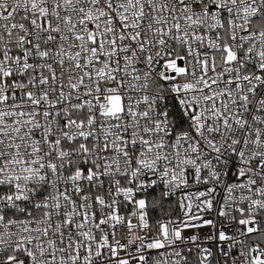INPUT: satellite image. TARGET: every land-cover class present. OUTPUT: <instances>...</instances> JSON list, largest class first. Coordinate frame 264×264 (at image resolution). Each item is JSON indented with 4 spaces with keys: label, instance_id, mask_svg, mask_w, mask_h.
Listing matches in <instances>:
<instances>
[{
    "label": "snow or ice",
    "instance_id": "1",
    "mask_svg": "<svg viewBox=\"0 0 264 264\" xmlns=\"http://www.w3.org/2000/svg\"><path fill=\"white\" fill-rule=\"evenodd\" d=\"M193 251L264 264V0H0V264Z\"/></svg>",
    "mask_w": 264,
    "mask_h": 264
},
{
    "label": "built area",
    "instance_id": "2",
    "mask_svg": "<svg viewBox=\"0 0 264 264\" xmlns=\"http://www.w3.org/2000/svg\"><path fill=\"white\" fill-rule=\"evenodd\" d=\"M152 195H157V193L156 192H153V193H151L150 194V196H149V199L151 200V197H152ZM169 203L170 202H166V209L169 207ZM131 210V206H129V211ZM151 207L149 208V215H150V222L155 226V224H156V221L158 220V219H166L167 218V216H163V217H155L154 216V214L151 212ZM122 212L124 211L123 209L121 210ZM133 223H136V221L135 220H133ZM125 231H126V229H125ZM201 231V233H203V232H206V231H208L207 229H202V230H200ZM188 233L186 232L185 233V235H187ZM195 260H196V256H195V251H193V253H192V256L190 257V262H189V264H195Z\"/></svg>",
    "mask_w": 264,
    "mask_h": 264
},
{
    "label": "trees",
    "instance_id": "3",
    "mask_svg": "<svg viewBox=\"0 0 264 264\" xmlns=\"http://www.w3.org/2000/svg\"><path fill=\"white\" fill-rule=\"evenodd\" d=\"M163 207H164V209H166V207H167L166 202L164 203ZM151 212L154 214L155 217L166 216V214L164 212H162L160 208L152 209Z\"/></svg>",
    "mask_w": 264,
    "mask_h": 264
}]
</instances>
